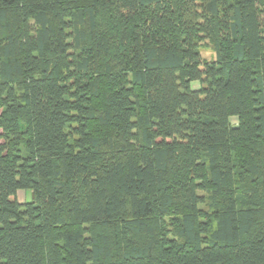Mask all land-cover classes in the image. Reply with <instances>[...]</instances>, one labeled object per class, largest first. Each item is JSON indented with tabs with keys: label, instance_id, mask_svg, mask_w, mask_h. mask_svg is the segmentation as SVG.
<instances>
[{
	"label": "trees",
	"instance_id": "1",
	"mask_svg": "<svg viewBox=\"0 0 264 264\" xmlns=\"http://www.w3.org/2000/svg\"><path fill=\"white\" fill-rule=\"evenodd\" d=\"M0 264H264V0H0Z\"/></svg>",
	"mask_w": 264,
	"mask_h": 264
},
{
	"label": "rangeland",
	"instance_id": "2",
	"mask_svg": "<svg viewBox=\"0 0 264 264\" xmlns=\"http://www.w3.org/2000/svg\"><path fill=\"white\" fill-rule=\"evenodd\" d=\"M200 57L202 60L205 61H211L214 59V51L212 50L210 44L208 42H205L200 47ZM18 196L20 200H29L30 199V192L28 190H19Z\"/></svg>",
	"mask_w": 264,
	"mask_h": 264
}]
</instances>
